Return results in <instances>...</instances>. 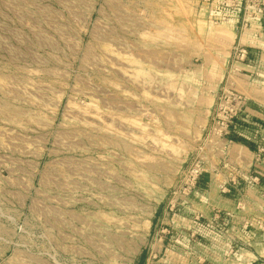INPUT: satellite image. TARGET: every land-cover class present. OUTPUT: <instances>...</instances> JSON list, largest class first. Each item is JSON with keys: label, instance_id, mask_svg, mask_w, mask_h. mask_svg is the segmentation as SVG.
Masks as SVG:
<instances>
[{"label": "rangeland", "instance_id": "obj_1", "mask_svg": "<svg viewBox=\"0 0 264 264\" xmlns=\"http://www.w3.org/2000/svg\"><path fill=\"white\" fill-rule=\"evenodd\" d=\"M259 97L264 0H0V264H163L151 222L221 99L252 159L200 153L230 164L237 207L202 234L246 233L264 264Z\"/></svg>", "mask_w": 264, "mask_h": 264}, {"label": "crops", "instance_id": "obj_2", "mask_svg": "<svg viewBox=\"0 0 264 264\" xmlns=\"http://www.w3.org/2000/svg\"><path fill=\"white\" fill-rule=\"evenodd\" d=\"M250 105L253 107L247 111L250 117L262 118L264 98L259 97L257 101L253 99ZM246 144H230L231 152L229 151L227 155L229 163L236 170L248 171L250 168L252 153ZM230 164L228 165L230 169L227 171L223 169L220 157L206 159L201 187L193 194L189 204L176 213L167 211L157 221L151 222L150 228L156 233L148 246L153 249L161 247L162 253L154 256V258L161 257L159 263L256 264L258 262L261 254L259 251H251L252 245L244 239L246 233L242 234V239H235L232 233L222 236L214 234L216 235L214 238L206 237L202 232L212 231V227L195 221L197 214H202L209 220H212L214 212L237 214L234 195L222 192V188L228 187L233 176ZM243 182L241 181L242 189H244ZM237 229L235 225L231 226L229 232H235ZM166 233L168 236H165ZM258 244H255L256 247L259 246ZM234 246H240L242 251L236 255L231 254V248ZM151 257L153 256L150 254L148 260Z\"/></svg>", "mask_w": 264, "mask_h": 264}, {"label": "built area", "instance_id": "obj_3", "mask_svg": "<svg viewBox=\"0 0 264 264\" xmlns=\"http://www.w3.org/2000/svg\"><path fill=\"white\" fill-rule=\"evenodd\" d=\"M247 55L246 50L242 51ZM235 100V99H234ZM230 100L221 99L216 105V111L212 119L209 136L199 151L204 152L207 150L209 153H226L230 146L227 137L233 132L232 126L234 119L238 115V109L234 105H229ZM239 104L242 102H238ZM238 104V105H239ZM191 161L184 177L180 180L177 188L173 192V197L168 203V211L171 213L179 212L182 208L189 204L193 194L201 187L202 177L204 171V158L200 157V153ZM223 193H229L228 187L222 188ZM219 214L216 215L218 217ZM231 216V214H227ZM202 214L195 216V221L200 223L203 219Z\"/></svg>", "mask_w": 264, "mask_h": 264}]
</instances>
